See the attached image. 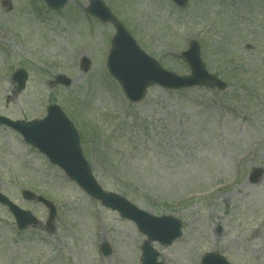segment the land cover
Here are the masks:
<instances>
[{"label": "rangeland", "instance_id": "1", "mask_svg": "<svg viewBox=\"0 0 264 264\" xmlns=\"http://www.w3.org/2000/svg\"><path fill=\"white\" fill-rule=\"evenodd\" d=\"M90 0L53 12L42 0H0V117L39 120L57 105L72 121L98 184L157 217L182 225L164 264H200L206 253L230 264H264V0H102L140 48L164 69L189 70L179 54L200 45L223 91L148 89L129 104L106 70L112 25L91 17ZM90 62L88 72L79 62ZM28 74L16 92V69ZM71 80L69 87L54 83ZM262 177L252 185L254 168ZM54 204L47 210L21 193ZM0 192L37 220L17 231L0 206V264H140L135 226L86 196L58 168L0 125ZM106 246L108 254L101 248Z\"/></svg>", "mask_w": 264, "mask_h": 264}, {"label": "water", "instance_id": "2", "mask_svg": "<svg viewBox=\"0 0 264 264\" xmlns=\"http://www.w3.org/2000/svg\"><path fill=\"white\" fill-rule=\"evenodd\" d=\"M67 1L45 0L47 5L54 10L61 9ZM175 2L180 7H184L187 0H175ZM88 11L104 22H111L116 29L117 33L112 40L113 47L108 57L107 69L110 75L118 81L129 102H140L145 96L146 89L154 85L169 90H180L194 86L222 90L226 87L224 83L205 71L199 59L197 44L192 43L189 51L182 54L191 69V75L178 77L163 70L154 60L144 56L102 3L91 1V7ZM88 65V62L82 61L81 68L84 72L88 70ZM13 79L18 84L17 91H21L27 79L26 74L18 72ZM57 81L65 86L70 84V81L64 78H59ZM47 111V117L38 122L13 123L2 118L0 121L19 132L28 144L45 155L52 165L60 168L70 180L74 181L88 195L100 201L102 206L117 211L122 218L130 220L136 225L138 231L147 238L141 248L142 264H163L157 262L158 253L151 244L157 242L162 246L170 245L181 235L179 222L170 217H152L122 197L105 193L91 175L90 166L83 157L78 135L72 124L56 106H50ZM261 174L262 171L256 169L250 181L256 183ZM23 196L25 199H34V196L29 192H24ZM36 201L48 208L47 229L52 230V222L56 214L54 206L41 197H37ZM0 203L10 208L20 230L36 224V219L32 215L19 210L1 194ZM105 252L107 254L108 250L105 249ZM202 264L228 263L219 256L209 254L203 258Z\"/></svg>", "mask_w": 264, "mask_h": 264}]
</instances>
